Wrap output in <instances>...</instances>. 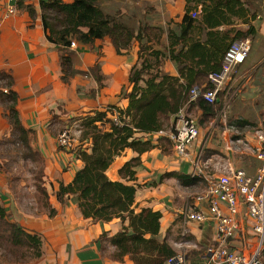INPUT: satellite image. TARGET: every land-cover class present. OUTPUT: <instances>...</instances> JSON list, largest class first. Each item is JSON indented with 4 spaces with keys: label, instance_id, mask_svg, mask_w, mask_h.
<instances>
[{
    "label": "crops",
    "instance_id": "1",
    "mask_svg": "<svg viewBox=\"0 0 264 264\" xmlns=\"http://www.w3.org/2000/svg\"><path fill=\"white\" fill-rule=\"evenodd\" d=\"M39 1L17 0L16 12L8 15L5 11L6 1L0 0V71L11 77L9 88L16 93L15 106L20 122L30 130L31 147L42 156V185L48 192L50 205L57 209V214L50 218L47 210L42 211L38 206L32 207L36 211L21 210L17 203L12 201L17 193L10 191L13 189L10 181L0 172V201L9 208L13 217L24 228L41 233L44 237L43 254L40 258L8 264H133L128 257L119 262L106 257L102 252L104 243L100 235L103 232L112 235L119 231L122 226L119 219L93 222L82 217L76 197L70 196L63 203L55 197L54 191L57 190L59 182L67 184L74 172L82 166L74 152L58 149V131L55 123L92 109H102L107 104L126 107L128 101L123 96L131 87L127 79L131 66L137 62V43L133 42L125 54H117L108 37L97 39L91 45L77 43L75 48H71L74 52V68L86 71L98 63L103 86L98 88V83L91 75L78 73L64 82L61 78L59 47L46 38ZM128 2V8L131 10L134 3L140 5L135 8L141 15L144 14L141 20L149 25L162 27L160 45L156 44L155 47L165 50L169 31L179 28L177 25L181 21L185 1ZM119 9L120 14L124 15L126 8L121 6ZM227 27L229 26L222 25L216 29L223 31ZM258 32V37L264 39V18L258 26ZM193 34L194 38L199 40L204 38L202 30H195ZM194 58L207 59V55ZM161 68L167 74L178 75L174 62L167 57L163 59ZM241 100H246V96ZM182 111L193 117L197 124H201L202 111L197 105L190 103L184 106ZM53 115L58 116V119L52 120ZM215 117L216 115L210 118L209 124H201L206 127L207 134L204 139L198 125L199 135L189 151L190 158L199 159L201 173L194 171L191 160L176 157L172 145L164 140L170 141L166 132L173 127L177 114L170 117L169 125L164 129L144 135L150 137L155 146L140 156L141 163L135 169L136 179L133 183L137 185L134 197L137 209L148 207L160 211L158 238L165 239L175 252L184 251L188 264H202L204 247L212 241L214 228L208 223L186 221L183 209L192 203L195 194L203 192L209 182L219 174L237 167L243 168L252 176L259 163L253 152L257 143L256 131L235 127L242 138L232 141L228 137L232 125L223 130L216 125ZM10 131L7 110L0 103V139L7 137ZM238 140L240 142H237ZM241 142L245 146H236ZM135 155L132 150L125 149L116 156L106 172L109 178L120 180L119 168ZM166 172L186 174L197 180L189 185L183 184L174 176L160 179ZM203 183L204 186L201 185ZM239 216V230L234 244L245 251H252L258 239L251 232L250 220L244 218V214L243 218L242 215ZM183 227L188 230L185 237L182 236ZM178 231L180 239L177 241L173 235Z\"/></svg>",
    "mask_w": 264,
    "mask_h": 264
},
{
    "label": "trees",
    "instance_id": "2",
    "mask_svg": "<svg viewBox=\"0 0 264 264\" xmlns=\"http://www.w3.org/2000/svg\"><path fill=\"white\" fill-rule=\"evenodd\" d=\"M103 1H39L46 38L59 47L64 82L78 73L91 75L98 88L103 86L98 63L86 71L74 68V52L70 48L72 40L80 45H91L97 39L108 37L117 54L127 53L133 42L138 47L137 62L128 73L131 87L123 96L127 98V106L122 108L107 104L102 109H92L72 117L71 120L79 122L80 135L72 149L64 150L74 152L82 166L67 184L59 182L54 195L61 203L70 196L76 197L82 217L93 222L120 220L122 226L119 231L112 235L107 232L100 235L104 243L102 252L107 247L113 248L114 260L121 262L128 257L133 264H163L176 252L165 239L158 238L161 213L148 207L137 209L134 201L137 188L133 183L135 169L141 163L140 156L155 146L151 138L144 135L168 126L170 117L178 115L180 109L186 106L193 86L205 85L208 88V74L219 69L233 40H252L259 35L258 26L264 18V0H184V12L177 25L179 28L169 31L165 50L155 47V44L160 45L162 27L146 22L132 29L124 21L109 15ZM192 12H196V16H192ZM222 25L229 27L223 31L216 29ZM195 30H202L204 38H194ZM204 55L207 59L194 58ZM166 57L174 62L178 75L162 71V62ZM10 84L11 77L0 71V103L7 110L12 132L19 135L27 150L35 156L38 151H33L29 143L30 130L20 122L15 106L16 93L9 88ZM190 103L201 109L203 121L206 117L215 116L214 104L201 97ZM57 119L58 116H52V120ZM231 124L243 128L249 123L236 119ZM164 140L171 144L169 140ZM58 149L63 150L59 146ZM125 149L132 150L136 155L119 168L121 179L112 180L106 173L107 169ZM170 176L189 185L197 180L175 172H166L160 179ZM40 182L41 185L36 188L41 194L42 205L47 209L48 217H54L57 209L50 205L42 179ZM43 242L41 233L24 228L0 201L2 260L19 263L40 258ZM203 257L205 260V252ZM260 259L264 263V248Z\"/></svg>",
    "mask_w": 264,
    "mask_h": 264
},
{
    "label": "built area",
    "instance_id": "3",
    "mask_svg": "<svg viewBox=\"0 0 264 264\" xmlns=\"http://www.w3.org/2000/svg\"><path fill=\"white\" fill-rule=\"evenodd\" d=\"M5 1L6 14L15 13L17 0ZM191 15L196 16V12H192ZM76 46L77 42L72 40L70 48ZM249 51L248 38L233 40L225 51L219 69L208 74V88L205 85L193 86L189 91L188 102L201 97L207 103H214L226 81L237 66L247 58ZM113 119L116 121L115 115ZM67 128L62 129L57 137L58 146L66 150L72 149L77 142ZM166 134L176 157L191 160L194 171L201 173L199 159L190 158L189 153L193 141L199 135L196 120L180 109L176 122ZM255 137L257 143L253 147V152L259 161L255 173L251 176L243 168L232 167L210 181L204 191L195 194L192 203L183 209L186 221L208 223L214 228V237L204 250L203 264H264L260 259L264 248V131L257 130ZM243 214L244 218L250 220L251 232L258 239L252 251H245L234 244L239 230V215L243 218ZM187 232V228L183 227L182 236L185 237ZM163 264H188V262L185 252L181 250L166 258Z\"/></svg>",
    "mask_w": 264,
    "mask_h": 264
},
{
    "label": "rangeland",
    "instance_id": "4",
    "mask_svg": "<svg viewBox=\"0 0 264 264\" xmlns=\"http://www.w3.org/2000/svg\"><path fill=\"white\" fill-rule=\"evenodd\" d=\"M132 2L134 3L136 0H132ZM103 4L109 15L116 20L124 21L132 29H137L141 25L146 24V21L141 20L144 14L141 15L140 11L135 8L140 5L134 3V7L131 10L128 8V0H104ZM121 6L126 8L124 15L120 14L121 10L119 8ZM137 21L139 22L137 23ZM245 96L246 100H241ZM218 98L219 100L213 105L216 115L215 123L223 130L232 125L228 132V137L232 141L242 138L238 130H235L236 125L231 124L236 119L247 120L249 124L244 127L246 130L264 131V39L256 36L251 40V48L247 58L231 74L220 91ZM258 116L259 118H257ZM71 119L67 117L62 122L58 120L55 123V127L58 135L63 126L68 127L67 129L71 131L70 134L74 135L76 141H78L80 135L79 122L76 120L71 121ZM209 120L210 118L206 117L204 121L202 119L201 124H209ZM201 124L198 123L204 139L207 132H205L206 127ZM240 145L245 146L243 142L236 144V146ZM0 172L4 174L7 181H10L13 188H9L10 191L17 193L15 198H11L21 210L36 211V209H32V207L36 206L42 211L47 210L43 207L41 194L36 188L37 185H41L40 180L43 174L42 156L39 152L35 156L31 154L21 142L19 135L12 132V128L7 137L0 139ZM201 185L204 186V183ZM173 236L178 241L180 239L179 231ZM113 252L114 250L111 247L103 250L104 255L112 260H114L112 257ZM0 255H2L1 251ZM8 263L7 260L0 258V264Z\"/></svg>",
    "mask_w": 264,
    "mask_h": 264
},
{
    "label": "clouds",
    "instance_id": "5",
    "mask_svg": "<svg viewBox=\"0 0 264 264\" xmlns=\"http://www.w3.org/2000/svg\"><path fill=\"white\" fill-rule=\"evenodd\" d=\"M244 61H245V60H244ZM244 61H243V62H244ZM243 62H242V63H243ZM239 65H240V64H239ZM239 65H238V66H239ZM238 66H237V67H238ZM219 93H220V92H219ZM218 95H219V94H218ZM218 100H219V98H218V96H217V100H216L214 103H212V104H215ZM57 145H58V144H57ZM61 149H62V148H61ZM63 150H64V149H63ZM204 250H205V247H204Z\"/></svg>",
    "mask_w": 264,
    "mask_h": 264
}]
</instances>
